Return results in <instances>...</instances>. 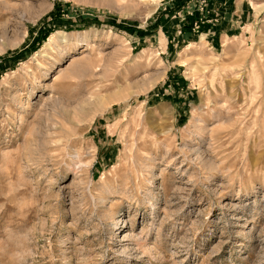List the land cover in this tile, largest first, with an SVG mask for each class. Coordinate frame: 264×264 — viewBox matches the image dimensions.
Here are the masks:
<instances>
[{
  "label": "rangeland",
  "instance_id": "1",
  "mask_svg": "<svg viewBox=\"0 0 264 264\" xmlns=\"http://www.w3.org/2000/svg\"><path fill=\"white\" fill-rule=\"evenodd\" d=\"M0 264H264V0H0Z\"/></svg>",
  "mask_w": 264,
  "mask_h": 264
},
{
  "label": "bare ground",
  "instance_id": "2",
  "mask_svg": "<svg viewBox=\"0 0 264 264\" xmlns=\"http://www.w3.org/2000/svg\"><path fill=\"white\" fill-rule=\"evenodd\" d=\"M51 41V40H50ZM49 43H51V42H49Z\"/></svg>",
  "mask_w": 264,
  "mask_h": 264
}]
</instances>
